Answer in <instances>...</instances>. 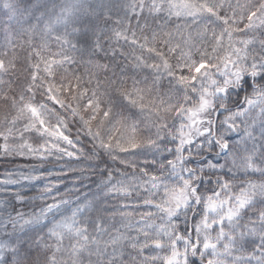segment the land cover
I'll return each mask as SVG.
<instances>
[{"label":"snow or ice","instance_id":"snow-or-ice-1","mask_svg":"<svg viewBox=\"0 0 264 264\" xmlns=\"http://www.w3.org/2000/svg\"><path fill=\"white\" fill-rule=\"evenodd\" d=\"M0 106V264H264V0H0Z\"/></svg>","mask_w":264,"mask_h":264},{"label":"rangeland","instance_id":"rangeland-1","mask_svg":"<svg viewBox=\"0 0 264 264\" xmlns=\"http://www.w3.org/2000/svg\"><path fill=\"white\" fill-rule=\"evenodd\" d=\"M2 115H3V107L2 106H0V117H2ZM0 142H2V141H0ZM12 163H18V164H23V163H25V161L24 160H22V159H17V160H15V161H13ZM12 166V164H10V163H8L7 161H5V160H3V158H0V173H3L5 170H6V168H10ZM73 166H75V165H73ZM55 170H59L58 168L57 169H55ZM238 180H245V179H259V177L258 176H251V177H245V176H238V178H237ZM86 183L85 184H87L88 182L87 181H85ZM94 187V186H93ZM83 189H85V188H83ZM64 189L63 188H61V191H63ZM36 189H34L33 191H31V192H28L27 193V195L29 196V197H31V196H33V195H35L36 194ZM89 191V189H87L85 192H83V193H87ZM37 203H39V201H37ZM162 255V254H161Z\"/></svg>","mask_w":264,"mask_h":264},{"label":"trees","instance_id":"trees-1","mask_svg":"<svg viewBox=\"0 0 264 264\" xmlns=\"http://www.w3.org/2000/svg\"><path fill=\"white\" fill-rule=\"evenodd\" d=\"M57 171V170H56ZM69 180L71 179V177L68 178ZM86 183V182H85ZM71 186V185H68ZM77 187H79V185H77ZM85 189L82 188V193L85 192L87 189H89L88 187H84Z\"/></svg>","mask_w":264,"mask_h":264}]
</instances>
